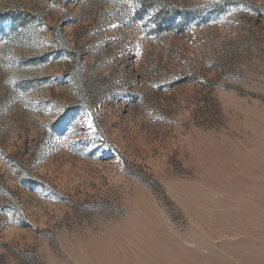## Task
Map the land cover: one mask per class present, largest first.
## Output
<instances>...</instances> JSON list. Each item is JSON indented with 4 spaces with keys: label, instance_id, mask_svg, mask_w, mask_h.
<instances>
[{
    "label": "rangeland",
    "instance_id": "rangeland-1",
    "mask_svg": "<svg viewBox=\"0 0 264 264\" xmlns=\"http://www.w3.org/2000/svg\"><path fill=\"white\" fill-rule=\"evenodd\" d=\"M0 264H264V0H0Z\"/></svg>",
    "mask_w": 264,
    "mask_h": 264
},
{
    "label": "bare ground",
    "instance_id": "bare-ground-1",
    "mask_svg": "<svg viewBox=\"0 0 264 264\" xmlns=\"http://www.w3.org/2000/svg\"><path fill=\"white\" fill-rule=\"evenodd\" d=\"M262 260V259H261Z\"/></svg>",
    "mask_w": 264,
    "mask_h": 264
}]
</instances>
